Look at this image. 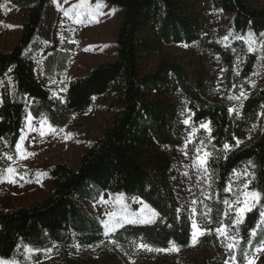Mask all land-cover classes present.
I'll use <instances>...</instances> for the list:
<instances>
[{
	"label": "trees",
	"instance_id": "1",
	"mask_svg": "<svg viewBox=\"0 0 264 264\" xmlns=\"http://www.w3.org/2000/svg\"><path fill=\"white\" fill-rule=\"evenodd\" d=\"M53 1L10 3L24 13V20L14 48L0 51V80L5 83L1 88L4 102L0 106V157L4 159L0 160V167L10 165L5 154H16L15 144L29 113L35 119L43 116L56 128H64L87 112L95 98L109 97L114 118L89 143L76 169L58 163L47 171L53 190L45 199L0 213V258H15L19 264H95L76 258L73 245L93 247L102 240L103 244H111L86 205L96 202L104 192H111L123 194L126 199L139 198L161 214L153 225H126L111 236L137 264H214L207 254L196 261L169 251L162 255L138 251L132 241L140 242L143 237V242L162 249L171 248L168 242L175 241L182 250L191 243L187 212L182 211L179 220L175 213L182 204L187 209L186 202L191 200L187 190L190 183L182 176L190 158L180 151L184 139L178 132L185 117L191 116L196 125L211 121L210 151L214 157L224 154L225 143L233 145L226 153L227 159H215L213 163L217 174L215 191L221 198H231L223 187L232 170L244 169L248 161L255 165L248 166L256 175L252 186L264 188V116L259 115L264 111V87L248 88L242 118L236 119L235 113H228L230 105L226 101L207 97L201 78L184 65L162 60L144 76L141 65L165 46L196 45L202 53L219 57L228 87L232 88L235 82L251 78L261 63L258 50L248 53L247 44L235 36L264 32V7L255 6L252 0H210L213 8L228 18L229 40L219 42L213 32L203 36L198 14L200 0H100L122 10L114 59L71 81L62 102L53 98L35 77L34 56ZM225 43L230 47H225ZM234 136L244 141L238 148ZM206 203L213 208L215 221L216 209L223 205L215 203V196ZM257 219L258 211L254 209L240 226V250L247 247L248 231ZM258 239L259 236L252 240L253 247ZM27 247L41 251H34L29 260ZM46 249L51 252L46 254ZM248 251L251 253L252 249ZM215 259L222 263L227 258L223 255ZM237 260L244 264L239 250ZM107 264H111L110 259ZM257 264H264V255Z\"/></svg>",
	"mask_w": 264,
	"mask_h": 264
},
{
	"label": "rangeland",
	"instance_id": "2",
	"mask_svg": "<svg viewBox=\"0 0 264 264\" xmlns=\"http://www.w3.org/2000/svg\"><path fill=\"white\" fill-rule=\"evenodd\" d=\"M79 2L80 0H69L67 4L64 3V0H54L52 2L49 18L47 19L45 29L39 35V48L34 56L35 77L37 81L49 90L53 98L61 101L66 100L68 86L71 81L86 76L94 67L114 59L117 31L122 18V10L120 8L100 0H90V3L93 5L97 2L104 4L105 6L102 8V11L107 14L99 16L97 21L89 22L85 18L84 23L76 24L72 19L63 15V9H68L73 4H78ZM4 3L5 0H0V4ZM10 3L11 0L8 3L10 11L0 8V51H11L14 48L24 20V13L10 6ZM252 3L258 7H264V0H252ZM113 10H115L114 13ZM198 14L201 19L203 36L213 32L219 42H224L223 37L228 35L227 16L218 13L213 8L210 0L199 1ZM61 33L66 38L63 43L60 41ZM256 37L259 44V34ZM184 45L163 47L159 54L142 62V75L144 76L153 72L162 60L178 62L201 78L208 98L226 101L230 107L239 103V101L227 99L230 95L238 94L240 91L239 86L243 85L247 94H249V87L252 89L264 87V68H261L262 62L254 72H260V75H252L251 80L247 79L235 82L234 85L237 87L229 88L225 69L216 58L210 54L202 53L196 45H188V47H184ZM257 50L261 56L260 49L257 48ZM38 61L39 63H37ZM238 64L240 70L241 64ZM53 80L56 83H53ZM61 81L63 83H60ZM251 81H255V87H252ZM4 84H0V96L1 88ZM61 89H66V91H61ZM110 103L109 97L95 98L94 105L87 112L75 117L72 125L64 127V132H59L55 135L46 133L41 137L38 132H28L25 118L22 135H25L26 139L23 142L22 151L26 150V154L31 153V155H27L24 158L16 153L13 156V160L10 161L9 166L15 168L17 173H19L15 177L18 183L9 184L5 182L0 184V213L36 204L52 192V180L47 175L40 176L38 173L46 174L51 167L58 163H63L76 169L89 143L98 138L113 120L114 113L109 109ZM185 119H190L189 125L183 123ZM39 121L40 119L34 118L32 123L34 126L40 127ZM199 125H196L192 121L191 116L183 118L180 122L178 132L184 141L189 134L193 135L194 141V143H189L188 145L189 157L186 158H190L193 155L192 149L194 148V144H198L201 139L205 140L208 146L207 150L210 151V133L206 129H201ZM45 128H47V125H45ZM193 128L197 129L195 133L192 131ZM65 133H71L72 135L66 137ZM189 174L193 176L194 181V173L189 170ZM5 175L7 174L5 173ZM20 176H25V180L29 182L20 180ZM186 179L188 178L186 177ZM38 180L39 182H37ZM244 180L245 177L241 176L239 181L233 183V188L235 189ZM21 184L23 185L22 187L20 186ZM189 187H192V192H189L191 199L194 198L192 193L199 195L197 188L192 185H189ZM252 187L250 185V189ZM109 193L111 192L103 193L104 199L114 201L117 194L111 193L112 195L110 196ZM134 200L143 201L139 198L126 199L123 195V203L129 205L130 211L138 212L142 205L138 202L134 203ZM86 205L94 216L102 219H107L104 216L105 209L116 210L117 208L115 204L103 205L97 203V201L94 203L86 202ZM197 209L199 212L202 210V206L197 205ZM148 214V210L145 209V215ZM196 219L198 222L200 221L199 216ZM165 252L154 251L153 253L162 255ZM169 252L178 256L184 255L196 261H201L207 254L214 264H222L216 261L215 258L223 255L226 258L228 257L227 250L221 246L220 240L216 238L215 233L199 238L194 244L191 241L186 250L178 247V250H170ZM72 253L80 260H86L95 264H107L108 259H110L111 264H132L133 261L137 264L136 260L127 256L119 247L112 244H99L93 247L81 246L79 249L73 247ZM27 254L31 256L34 254V251L31 254L27 252ZM262 256L259 255L255 264L258 263ZM13 259L15 258L4 260L11 261ZM15 260L18 261L17 259Z\"/></svg>",
	"mask_w": 264,
	"mask_h": 264
},
{
	"label": "snow or ice",
	"instance_id": "3",
	"mask_svg": "<svg viewBox=\"0 0 264 264\" xmlns=\"http://www.w3.org/2000/svg\"><path fill=\"white\" fill-rule=\"evenodd\" d=\"M69 0H64V3L67 4ZM9 0H5L4 4H0V8L5 9V11H10L11 9L8 7ZM105 5L101 2L95 3V5L90 3V0H80L78 4H73L68 9H63V15L72 19L76 24H81L85 22V18L89 22L97 21L98 17L101 15H106L107 13L102 11V8ZM115 10H113L114 13ZM222 11V10H221ZM10 27V26H9ZM66 38L61 33L60 41L64 42ZM235 39L242 40L247 44V52L255 53L257 48L261 51V68H264V32L259 34V44L257 43V37L255 33L248 32L246 36H235ZM229 40V35H225L223 37V41L227 42ZM74 43V41H72ZM184 47H188L187 44ZM225 47H230L227 43H225ZM233 52L236 51L235 48L231 49ZM219 59V57H217ZM241 63H243V59L238 57ZM39 63V61L37 62ZM11 71V69H9ZM224 71V69H222ZM237 75H239V64L237 65ZM260 72L253 73V75H260ZM251 80V78H249ZM9 83H11V77H9ZM56 83L55 80L52 81ZM4 83L0 81V84ZM60 83H63L61 81ZM252 87H255V81H251ZM233 87H237L233 85ZM240 91L237 95H230L227 97L230 101H239L238 104L233 105L228 108V113L231 115L235 113L236 119L242 118V109H243V101L248 99V94L243 88V85L239 86ZM61 91H66V89H61ZM3 97L0 96V106L3 105ZM63 102V101H62ZM264 108V105L261 106ZM259 115L264 116V111L259 113ZM33 117L31 113L26 117L27 121V129L28 132H38L41 137L47 134H58L59 132H64V128L57 129L46 117H41L39 124L40 127H36L33 125ZM2 120V117H0ZM185 125H189L190 119H185L183 121ZM211 121L207 123L201 122L199 127L201 129H206L209 133H211V128L209 125ZM47 125V128H45ZM193 133L197 131V129L193 128ZM66 137H70L71 133H65ZM235 147H239L240 144L244 143V141L235 138ZM251 137H249L250 139ZM2 139V138H0ZM26 136L21 135L19 138V142L15 144V151L21 157L26 158L27 155H31V153L26 154V150L22 151V145L25 141ZM35 139V138H33ZM189 143H194L193 135L189 134L188 137L185 138L184 145L180 149L182 154L185 157H189ZM207 144L204 139L199 140L198 144H194V148L192 149L193 155L190 157V163L185 164V171L182 173V176L187 177L190 185L197 188L199 195L196 193H192L193 199L187 201V209H184L183 204L175 209L176 219H180V214L182 211L187 212V221L190 226V238L191 241L196 243L199 238L204 237L205 235H211L215 233L216 238L220 240L221 246L224 247L228 252L227 259L222 261V264H238L237 262V251H240V254L243 258L244 264H255L256 259L259 258V255H264V203L261 201L264 200V188H256L252 187L250 189V185L256 180V175L254 172L248 170V166L250 165L252 168H255V165L252 161H248V165L245 166L243 170H232V176L229 177L226 186L223 187V192L231 193V198L225 196L223 198L220 197L219 192L215 191V181L217 178L216 170L213 167V163L215 159L223 158L227 159V151L232 150L233 145L229 143H225L223 145L224 154L219 157H214L213 152L207 150ZM6 155L7 161H12V155ZM4 159V157H0V160ZM211 161V162H210ZM189 170L194 173L195 180L193 181V176L189 174ZM5 173L7 175H5ZM19 173H17L16 169L8 166V167H0V184L5 182L9 184L18 183L15 178ZM27 175V173H25ZM38 175H46L44 173H38ZM245 177V180L242 183H239L237 187L233 188V183L240 180V177ZM20 180H25V176H20ZM176 179V177H173ZM25 182H29L25 180ZM39 182V180L37 181ZM23 186L22 184L20 185ZM189 192H192V187L187 189ZM111 196L112 194L109 193ZM215 196V203L218 205H223V208L216 209V218L215 221L212 216L213 208L206 203V201H213ZM134 203H140L142 207L138 212L130 211L129 205L123 203V194H117L116 199L105 200L103 194L99 196L97 203H101L103 205L115 204L117 206L116 210H108L105 209L104 216L107 219L97 218L99 220L100 225L103 227L104 232L103 235L108 239V242L116 245L117 247H121L119 242L115 239H112L113 236L119 229L125 228L126 225H153L156 223L157 219L161 218L160 212L156 209L151 208L150 205L144 203L143 201H133ZM197 205L202 206V210L198 212ZM145 209L148 210V215H145ZM258 211V219L254 222V226L248 231V243L247 247L243 250L239 249V244L242 240L240 237V226L245 223V219L248 213L253 212V210ZM200 217V221L196 219V217ZM228 223H225V221ZM215 223V227H209V225H213ZM171 227V225H168ZM259 230V231H258ZM259 236L257 244L253 247L252 240ZM105 241H101L103 244ZM171 245V248L162 249V248H154L152 245L143 242V237L140 238V242L132 241V244L137 248V250H144L147 252H164L170 250H178V247L175 244V241L168 242ZM73 247L79 249L81 247L80 244L76 243ZM88 247H92L89 245ZM248 249H252L251 253ZM26 251L31 254L33 251L40 252L39 249H33L31 247H27ZM44 252L47 254L51 252V249H46ZM31 259V256L28 257ZM0 264H19L15 259L8 261L4 259H0ZM39 264V261L36 262ZM135 264V261L132 262Z\"/></svg>",
	"mask_w": 264,
	"mask_h": 264
}]
</instances>
